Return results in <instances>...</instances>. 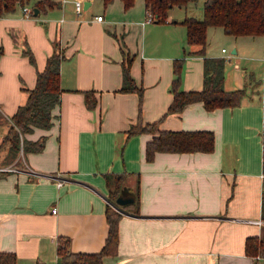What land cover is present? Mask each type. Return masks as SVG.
<instances>
[{"label": "crops", "instance_id": "1", "mask_svg": "<svg viewBox=\"0 0 264 264\" xmlns=\"http://www.w3.org/2000/svg\"><path fill=\"white\" fill-rule=\"evenodd\" d=\"M204 1L199 9L197 0L175 4L166 20L151 21H145L146 0L129 7L112 0L104 11L83 0L81 12L74 0H59L37 12L32 5L30 17L23 14L25 1L0 14V106L9 119L48 55L55 49L64 54L52 124L24 134L33 141L44 137L42 147L24 151L21 143L10 160L38 172L0 164V250L14 251L18 264L37 258L60 264L61 234L73 250L100 249L108 204L122 215L118 251L104 256L107 264H264V255L246 251L249 235L264 236V33L232 34L209 25L201 53L199 44L187 43L182 20L202 17ZM209 30L226 37L227 46L214 45ZM123 48L134 55L131 72L144 85L143 120H160L166 129H212V150H157L147 158L153 133L127 132L138 117L139 94L119 90ZM186 49L184 88L203 87L205 55L229 54L224 86L244 88L241 102L208 109L195 100L163 116L173 98L174 59ZM107 171L124 174L133 201L123 206L109 198ZM55 173L66 176L62 184Z\"/></svg>", "mask_w": 264, "mask_h": 264}, {"label": "trees", "instance_id": "2", "mask_svg": "<svg viewBox=\"0 0 264 264\" xmlns=\"http://www.w3.org/2000/svg\"><path fill=\"white\" fill-rule=\"evenodd\" d=\"M29 0H0V14L10 9L16 3ZM112 0H104L105 4ZM135 0H123L124 6L129 7ZM195 0H146L147 9L154 13V20H166L169 9L173 5H186ZM59 3V0H34L39 9H46ZM187 26L186 41L188 44H199V51L205 53L207 46V30L209 25H221L227 33L232 34H263L264 33V0H205L202 17L187 15L182 20ZM176 57L173 62V78L170 90L173 98L168 105L165 116L169 112H179L183 107L195 100H203L205 107L212 109L218 106L235 105L241 102L245 94L244 88L226 89L224 86V68L226 59L223 56L204 57V83L200 89H186L182 86V71L185 56ZM3 52L0 46V55ZM123 80L121 91L136 90L139 94L138 117L132 122L127 132L129 135L143 131L152 132V137L146 143V156L152 159L157 150L210 151L215 145V134L212 129H166L159 127L160 120L144 121L142 105L144 85L137 81L131 72L133 54L124 50ZM64 54L61 50H53L45 65L37 70L36 80L29 88V94L24 103L19 104L9 119V127L3 139L8 142L7 159H14L18 154L21 143L24 151L31 148H41L44 137L38 141L28 139L24 134L31 131L35 125L49 127L52 124V108L61 96L60 63ZM93 102L90 101L89 104ZM162 116V117H163ZM263 172H264V138H263ZM108 185V196L115 202L123 186L125 176L121 172L107 171L105 173ZM130 203V202H128ZM128 203L123 204L126 205ZM122 212L108 204L106 218L108 232L103 246L98 250H73L69 246V238L59 235L57 252L60 264H107L105 255H115L119 243V219ZM262 216L264 218V175L262 191ZM246 251L250 254L264 255V236L249 235L246 239ZM0 264H18L17 254L12 250H0ZM29 264H48L37 258ZM255 264H258L256 262ZM262 264V263H261Z\"/></svg>", "mask_w": 264, "mask_h": 264}, {"label": "rangeland", "instance_id": "3", "mask_svg": "<svg viewBox=\"0 0 264 264\" xmlns=\"http://www.w3.org/2000/svg\"><path fill=\"white\" fill-rule=\"evenodd\" d=\"M28 2H29L28 3L29 6L34 5V0H29ZM200 3H201V0H197V4L195 5L197 9L200 8ZM104 4H105L104 0H94L92 8H94L96 11L98 10L104 11L105 10ZM178 8L179 7H174L175 10H177ZM210 30L208 31V36L210 37V39H212L214 45L220 43V44H224L227 46L226 37L219 36L217 33L210 32ZM228 36L230 35L228 34ZM229 38L230 40H232V38L234 37L230 36ZM4 110L5 108L3 106H0V164H10L11 163L10 158L7 159L6 157L9 145H8V142L4 141L3 139L9 127V118L5 115Z\"/></svg>", "mask_w": 264, "mask_h": 264}, {"label": "built area", "instance_id": "4", "mask_svg": "<svg viewBox=\"0 0 264 264\" xmlns=\"http://www.w3.org/2000/svg\"><path fill=\"white\" fill-rule=\"evenodd\" d=\"M74 4H75L76 11L77 12H81L82 5H83V0H74ZM22 8H23V14L25 16H29V17L30 16H34V11H33L34 9H33L32 6H29L28 4H23ZM96 17L98 19H101V18H103V15L102 14H97ZM151 20H154V13H153V11L151 9H147L145 21H151ZM223 50H226V47H223ZM228 55L225 56V59H229ZM1 167H3V168H15V169H18V170L25 169L26 171L31 172V173H37L38 172L37 170L33 169L29 165H26V168L13 167L11 164L5 165V166H1ZM50 175L57 178L58 184H62L63 181L66 178V176L63 175L62 173H55V174H50ZM53 210L56 211L57 207L56 206L53 207Z\"/></svg>", "mask_w": 264, "mask_h": 264}, {"label": "water", "instance_id": "5", "mask_svg": "<svg viewBox=\"0 0 264 264\" xmlns=\"http://www.w3.org/2000/svg\"><path fill=\"white\" fill-rule=\"evenodd\" d=\"M38 8L35 7V12H37ZM235 51V50H234ZM136 195L135 192L132 191L128 186H123L121 188L120 193L116 197V202L120 204H125L127 202L133 201Z\"/></svg>", "mask_w": 264, "mask_h": 264}]
</instances>
